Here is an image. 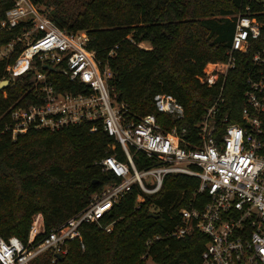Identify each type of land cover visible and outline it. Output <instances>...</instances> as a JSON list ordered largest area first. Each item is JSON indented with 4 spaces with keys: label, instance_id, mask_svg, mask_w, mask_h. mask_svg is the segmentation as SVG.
I'll return each mask as SVG.
<instances>
[{
    "label": "trees",
    "instance_id": "1",
    "mask_svg": "<svg viewBox=\"0 0 264 264\" xmlns=\"http://www.w3.org/2000/svg\"><path fill=\"white\" fill-rule=\"evenodd\" d=\"M67 31L85 29L88 46L113 71L111 83L129 113L139 120L155 113L167 130L176 123L187 126L193 140L197 124L219 97L218 117L244 123L242 109L252 74V54L264 46V0H32ZM13 0H0V19ZM249 6V9L247 8ZM247 12L261 23L260 35L251 38L246 51L237 53L236 64L213 85L199 79L204 68L227 58L236 30L237 14ZM0 27V46L14 39L24 24ZM142 43H147L148 46ZM113 49L112 53L110 51ZM21 50L0 58V237L17 235L28 239L37 213L49 230L89 203L95 192L118 180L100 161L110 154L126 161L121 143L100 121H82L52 130L30 128L15 137L6 128L11 104H29L41 99L35 92V68L15 78L7 72ZM35 62L36 58H35ZM42 68L41 64H37ZM59 90L79 91L85 85L71 80L57 67L49 71ZM172 93L185 107L181 120L157 109L154 95ZM219 131L227 123L218 120ZM190 136V135H189ZM139 169L151 165L153 157L134 151ZM198 177L182 172L164 176L159 190L146 192L138 183L120 197L99 222H84L79 239L70 240L63 257L47 249L31 264H199L207 234L195 229L181 238L171 231L181 221L180 209L202 206L207 196L197 193ZM144 199L138 201V194ZM111 224V229L106 225ZM39 234L36 241L42 237Z\"/></svg>",
    "mask_w": 264,
    "mask_h": 264
},
{
    "label": "built area",
    "instance_id": "2",
    "mask_svg": "<svg viewBox=\"0 0 264 264\" xmlns=\"http://www.w3.org/2000/svg\"><path fill=\"white\" fill-rule=\"evenodd\" d=\"M236 20L227 58L211 63L199 76L210 86L226 76L236 64L237 53L246 51L251 38L260 35L262 23L255 16L239 13ZM25 21L31 23L24 24L14 39L0 46V58L8 57L21 44L15 61L7 64L6 70L15 78L35 68L39 86L35 95L41 100L11 104L6 128L15 137L30 128L55 130L82 121H100L121 143L127 160L115 154L104 157L100 161L103 168L119 179L95 192L89 203L66 221L46 230L39 212L26 241L15 234L0 237V264H31L47 249L64 254L73 239L83 245L82 223L99 222L134 183L146 192H155L164 176L173 172L198 177L197 193L207 196L199 207L194 201L200 202L201 198L192 196L190 206L181 207V221L171 231L177 238L195 229L207 234L199 264H264V46L251 56L252 74L242 109L244 123L229 122L228 116L218 117L224 86L221 84L220 95L198 122L193 140L187 126L176 123L164 130L155 113L133 119L127 103L119 99L111 83L113 71L109 63L88 46L85 29L61 28L32 0H13L0 19V27L12 29ZM39 63L42 68H38ZM44 64L54 69L45 68ZM57 67L85 86L79 91L57 89L49 74ZM154 102L159 111L173 119L185 117L184 105L172 93L157 92ZM218 120L227 123L220 137ZM138 150L153 157V163L139 169L133 159ZM137 199H144L142 193ZM111 224L106 229L110 230ZM39 234L43 235L36 241Z\"/></svg>",
    "mask_w": 264,
    "mask_h": 264
},
{
    "label": "water",
    "instance_id": "3",
    "mask_svg": "<svg viewBox=\"0 0 264 264\" xmlns=\"http://www.w3.org/2000/svg\"><path fill=\"white\" fill-rule=\"evenodd\" d=\"M43 67L50 68V69H54V67L52 65H50V64H44ZM8 81H9L8 78L2 79L0 81V86L2 87L4 85H6L8 83ZM55 255L58 256V257H63V254H61L59 252H56Z\"/></svg>",
    "mask_w": 264,
    "mask_h": 264
},
{
    "label": "rangeland",
    "instance_id": "4",
    "mask_svg": "<svg viewBox=\"0 0 264 264\" xmlns=\"http://www.w3.org/2000/svg\"><path fill=\"white\" fill-rule=\"evenodd\" d=\"M39 7L40 8H44V6H40L39 5ZM143 45H145V46H148V44L147 43H142ZM208 68H210V66H207ZM146 264H156L151 258H149L148 260H147V262H146Z\"/></svg>",
    "mask_w": 264,
    "mask_h": 264
}]
</instances>
